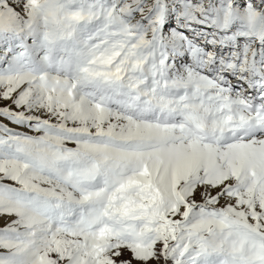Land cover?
<instances>
[{"label":"snow or ice","instance_id":"obj_1","mask_svg":"<svg viewBox=\"0 0 264 264\" xmlns=\"http://www.w3.org/2000/svg\"><path fill=\"white\" fill-rule=\"evenodd\" d=\"M0 264H264V0H0Z\"/></svg>","mask_w":264,"mask_h":264}]
</instances>
